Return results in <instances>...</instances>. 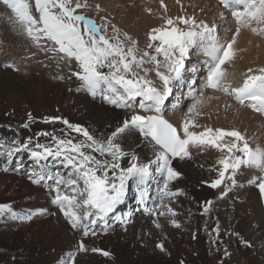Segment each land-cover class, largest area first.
Segmentation results:
<instances>
[{"label": "snow or ice", "instance_id": "obj_1", "mask_svg": "<svg viewBox=\"0 0 264 264\" xmlns=\"http://www.w3.org/2000/svg\"><path fill=\"white\" fill-rule=\"evenodd\" d=\"M0 4L12 14L10 19L14 18L16 31L27 36L41 51L58 57V66L59 62H67L69 67L73 62L76 64L77 70L72 75L80 81L78 92L86 91L117 108L131 110V115L106 139L98 138L88 128L61 117H45L46 122L60 120L78 136L70 138L43 132L39 135L49 137L50 142L41 143L29 138L26 142H11L0 151L5 171L18 154L27 153L34 165L29 180L35 185L43 184L54 193L52 203L72 229L80 231L83 237L95 236L93 226L99 222L107 232V218L125 202L129 182L135 185L143 203L148 198V182L157 176L162 179V186L154 198L159 202L157 208L162 206L169 216L175 217L177 213L165 201L183 192L173 191L170 187L181 175L172 162L176 158H190L191 146H210L221 153L217 160L220 167L213 169L217 178L205 182L212 189L223 185L220 199L239 186L237 174L242 169L255 170L257 174L248 183L254 184L264 197V146L257 144L253 147L246 135L237 129L202 127L195 119L202 114L205 100L211 99L205 97L203 89L231 96L239 105L264 115V66L248 68L239 86L229 80L226 69L239 51L235 45L242 30L264 37V0H219L235 23L230 41L221 40L215 23L210 25L191 15L166 17L163 25L150 30L147 44L150 51L142 53L138 42L127 33L124 40L120 39L115 25L111 26L115 35L109 37L106 35L107 24H97L94 19L78 12L88 6L86 0H0ZM96 7L99 9V5ZM220 17L226 19L225 13L221 12ZM192 49L206 57L207 75L199 91L193 88L195 81L188 75L195 73L196 67H185ZM145 64L152 67L145 68ZM149 72L155 73L159 86L149 78ZM56 78L64 79L63 76ZM184 86L188 87L193 103L177 126L165 118L166 101L173 96L174 90L179 91ZM178 107L179 98L172 109ZM32 121L29 113L28 123L23 127L27 128ZM201 127V131L193 130ZM132 131H138L152 146L153 159L141 162L134 151H125L118 143L122 135ZM226 138L230 139L226 141ZM125 158L127 165L122 166L121 161ZM17 163L23 167L19 160ZM56 164L68 171L54 172ZM47 181L53 183L47 184ZM212 203H205L204 214L210 211ZM145 212L157 215L155 209L146 208ZM45 214L46 209L18 212L10 204H0V218L6 220L31 222L34 216ZM165 214L164 211L158 213L160 216ZM114 219L122 224L128 222L120 215ZM170 222L176 228L181 226L176 219ZM154 223L157 228L162 227L158 221ZM213 231L219 236L218 223ZM156 247L166 252L163 242ZM88 251L110 256L108 251L95 247L89 249L81 240L77 249L68 253L61 264H76L77 254ZM225 255H228L226 250Z\"/></svg>", "mask_w": 264, "mask_h": 264}, {"label": "bare ground", "instance_id": "obj_2", "mask_svg": "<svg viewBox=\"0 0 264 264\" xmlns=\"http://www.w3.org/2000/svg\"><path fill=\"white\" fill-rule=\"evenodd\" d=\"M81 2H84V0H81ZM86 2L88 6L82 8L85 11L84 14L94 19L97 24H107V36L112 37L115 35L111 27L115 25L119 29L120 39L124 40V34L127 33L128 36L138 42V48L141 53L143 51H150L147 48V44L149 43L148 34L152 28L163 25L165 22L164 18L166 17L175 18L181 15H191L195 16L198 21L203 20L210 25L215 23L217 25L218 35L222 41H230L235 32V23L227 10L223 9L219 4V0H179V3H177V0H164L163 4L161 0H86ZM97 5H99V9H97ZM0 12L2 13L1 8ZM221 12L225 13L226 19H221ZM5 13L10 17L9 10ZM3 25L1 23L0 26ZM5 33L0 28L1 41L11 40L10 43L19 45V41L21 40L12 35L9 38L8 34L10 32L5 37ZM2 34L3 36L1 37ZM20 45L23 44L21 43ZM27 47L30 48V46ZM235 47L239 51L234 61L226 65V69L229 73V80L234 86H239L248 68L256 69L264 66V37L253 35L248 30H242L240 36L237 37ZM11 50L9 51L5 47L0 48V110L1 107H5L7 110L9 108H19L35 113L41 120H37L36 129L31 130L29 127H20L18 124L10 123L7 121V114L4 116L2 112L0 115L1 146L4 144L9 145L14 141L25 142L24 138H29L33 134L35 139L41 143L50 142L49 137L39 135L43 132L53 133L55 135H68L70 138H76L78 136L77 133L71 134L67 125L61 121L45 122V117H61L72 124H79L88 128L98 138L102 137L106 139L116 127L122 124L125 118L131 115V110L117 108L114 105L108 104L99 96L89 98L85 92H78L76 89L79 88L80 81L72 75V72L77 70L74 62L70 67L67 62H59L58 66V57H54L51 53H45L37 47L35 49L30 48L28 51H18L21 52V56H15L17 59H10L8 56L9 54L12 55ZM205 59L206 57L197 49H192L185 60L186 68L195 66L197 69L195 73H188L194 79L195 83L193 84V88L197 91L201 90L202 83L206 77L205 70H207V66L204 63ZM6 65H12L13 68L16 67L15 65L17 67L22 65L24 68L21 66V69L26 72L14 71L12 67H7ZM144 67L150 69L152 65L145 64ZM148 75L149 78L156 82L157 86L160 85V81L155 77L154 72H149ZM57 76H63L64 79H57ZM203 91L205 97H211V99L205 100L204 106L201 109L202 114L195 118L199 125L213 129H237L246 135L253 147L257 144L264 146L263 115L252 111L249 107L239 105L231 96L220 92H213L211 89H203ZM188 93V87L184 86L179 91L174 90L173 96L166 101L168 110L165 113V118L174 125L179 126L181 124L184 115L188 111V107L193 103L192 97ZM177 98H179V107L173 110L172 105L177 103ZM137 111L139 110L137 109ZM141 114L145 113L141 112ZM202 127L193 130L198 132L202 130ZM49 128L54 130L51 131ZM80 138L82 139V137ZM228 139L230 138H226V141ZM119 141L122 142L121 146L125 151H134L141 162L146 163L154 158L152 146L143 139L138 131H132L122 135ZM190 153V158H185V161L179 158L173 160V167L181 175L170 185L173 191H176L175 189L178 188H183L184 190L188 188L189 191L186 190L188 196L184 198L178 196V198L166 199L165 201L174 211L177 209L175 208L176 204L191 208L188 212L182 211L183 215L179 211L178 218L182 221V226L174 228L168 225L165 222L168 219L166 217H169L166 209L162 206L157 208L159 202L154 198L162 186V179L157 176L150 180L147 185V200L151 201L150 205L146 201L145 203H139V199H133L132 202H128V198L133 194H136L138 197L135 185L129 182L131 185L130 187L128 185L125 199L127 205L126 207L120 205L117 207L115 213L109 215L107 218L109 230L105 232L102 224L98 222L97 225L93 226L94 231L97 229L96 235H89L88 237H83L80 231L72 229L59 208L51 202L47 191L43 189L45 187H35L29 178H18L15 174L11 175V173H6L5 170H1L4 160L0 159V196L5 193V189L10 183L12 187H18L19 185V190L21 191V196L23 197L24 195V200H33L26 206L20 203L21 207H26L22 212L39 209L47 210V214L40 215V222L38 221L40 225L39 232L42 236L40 240H37L34 244L30 240L31 238L27 239L24 234L22 237L20 235L19 238L14 237L18 238V241L16 240V248L37 250L38 258H36V262L28 263L29 260L18 258V260L14 259L12 262L7 261L6 264H52L55 261L54 258H56V255H49L43 246L50 241H55L56 244L53 245L54 247L57 245V252L63 251L70 253L77 249L81 240H83L89 249L95 247L108 251L110 256L105 257L101 252H82L76 256V264L174 263L176 257L180 259L183 255L179 252L182 250L180 249L182 247L181 245L185 243L189 246L186 247L189 251H186L187 254H184L187 263L200 264L198 260L201 255H205L206 253L204 247L207 244L205 238H208V234L204 237L199 225L201 226L207 222L215 223L216 218L218 219L220 216H224L227 219V223H229V217L233 219H249L255 216L257 218L258 216L264 215V205L259 203L261 198L260 192H254L246 188H244L246 190L242 189L241 184L245 183L246 180L238 181L239 186L233 188L228 193V196L220 199L219 196L223 190V185L220 188L212 189L209 187V183L217 178V173L213 169L220 167L217 164V160L221 156V153L210 146H204L203 148L191 146ZM23 159L25 161L29 159L27 153L18 154L15 161L17 162L19 160L24 164L25 161ZM29 162L33 166V162L30 159ZM121 164L122 166H126L127 158L122 160ZM16 166L19 167L18 163H16ZM53 171L66 173L68 170L56 164L53 167ZM249 173L252 174V171ZM186 182H190V185H185ZM19 190L17 193L20 192ZM256 190L258 191V189ZM22 197L20 198L21 200L23 199ZM207 201L213 202L210 211L207 214L203 212L202 215H199L197 209L198 211L202 210L199 206H204ZM192 203H195L197 207L192 206ZM134 206L136 208L135 210ZM13 207L16 208L17 206L15 205ZM146 208L155 209L157 215L146 214ZM193 209L195 210L193 211ZM160 211H164L166 214L160 216L158 215ZM116 215H120L128 222L122 224L116 221L114 219ZM111 216L112 218H110ZM188 217L192 221L193 227L191 229L189 228V223L184 222V219ZM154 221H158L162 227L157 228ZM21 225L25 228V232L31 233L30 222H22ZM48 227H51L52 232ZM52 227H57L55 228L56 232H58L57 229L59 227L63 231L64 236H60V234L56 235ZM226 228L228 230L227 232H229V224H227ZM262 229H264V226ZM184 231L187 234H184ZM194 231L196 232L195 234H193ZM254 232H257L254 226L253 228L248 226V233L243 236L245 241L251 242L252 250L255 248L254 242H252L254 240ZM29 236L33 237V235ZM13 241H15L13 238L10 237L8 241L7 237L2 235V233L0 234V247L3 249H11L13 247ZM161 241L165 244L166 252H161L156 247V243H161ZM96 254L101 255L93 258L92 256ZM66 257L64 255V258ZM201 258L204 259L202 256ZM261 261L263 263L264 256ZM58 264H61V262L59 261Z\"/></svg>", "mask_w": 264, "mask_h": 264}, {"label": "rangeland", "instance_id": "obj_3", "mask_svg": "<svg viewBox=\"0 0 264 264\" xmlns=\"http://www.w3.org/2000/svg\"><path fill=\"white\" fill-rule=\"evenodd\" d=\"M0 8L2 9V13L0 12V16H2V17H0V25H1V23L4 24L3 26H0V28L3 29L6 32L5 33V37L10 32L8 34L9 38L12 35L13 37L18 38L19 40H21V41H19L20 42L19 45H17V44L10 43L11 40H3L2 39L3 41L0 40V48L1 47L2 48L5 47L9 51L12 49L11 50L12 55L9 54V56H8L10 59H12V58L13 59L14 58L17 59V57L21 56V52H18V51H22L23 52V50L24 51H28L30 48L31 49H35V46H33L32 42L29 40V38L27 36H26L27 37L26 38L25 35H22V34H20L19 32L16 31L14 18L10 19L12 14L10 13V17H8V15L5 13V12L8 11V9H6V7L3 4H0ZM81 10L82 9H78L77 11L82 13V14H84L85 11H83V10L81 11ZM5 16H6V18H5ZM14 33H15V35H14ZM2 36H3V34L1 35V37ZM7 42H9V43H7ZM21 43L23 45H20ZM27 46H30V48H28ZM13 49H14V51H13ZM33 53H34V51H33ZM15 56H17V57H15ZM15 66H16L15 68L12 67L14 71H21V73H25L26 72L25 70L21 69L23 67L22 65H21L22 67L21 66L17 67V65H15ZM205 73H206V70H205ZM83 92H85L89 98H94L90 94H88L86 91H83ZM14 109L15 108H12V109L9 108L8 109L9 112H8L7 108L1 107L0 115L2 114V112H3L2 115H4V116L7 114L6 115V117H8L7 121H9L12 124L14 123L15 125L18 124L20 127H22L25 123H28V115L27 114L31 113L32 117H33V121L29 123L28 127L31 128V130H35L36 129L35 126H36L37 122L41 120V118L39 116H36L35 113H33V112L24 111V110L19 109V108L15 109V110ZM10 120H12V121H10ZM56 128H57V130H59L58 127H56ZM49 129L51 131L54 130L52 128H49ZM69 132L71 134L75 133V132H71L70 130H69ZM29 138H32L33 141H36V139L34 137V134L32 136H30ZM29 138H24L25 142ZM263 142H264V139H263ZM118 143L121 144L122 142L119 141ZM4 145L8 146V144H4ZM4 145H2V146L0 145V151L3 150V148L5 147ZM185 160L186 159H184V161ZM4 163H5V161H3V167H1V170H3V171H4ZM16 163L17 162L15 161V158H14L13 164L9 166V169H8V171H6V173H11V175L15 174V175H17L18 178L27 179L29 174L31 173V170L34 167V165L31 166V163L29 162V159L25 161V163L23 164V167H17ZM243 170H246V171H243ZM251 171H252V174L249 173ZM256 174L257 173L255 172V170H248V169H242L237 174V180L238 181L246 180L245 183L241 184L242 185V189L246 188L247 190H253L254 192H259V189L254 184H249L248 183V181L250 179H252V177L254 175H256ZM52 183H53L52 181H47V184H52ZM130 185L131 184H129V187H130ZM185 185H190V182H186ZM33 186H35V187H45L43 189H45V191H47L48 196H50L51 202H52L54 194H51V192L48 191L49 189L46 186H44L43 184H41V185L33 184ZM132 186H133V184H132ZM9 188H11V189H9ZM19 189H20L19 185H18V187H12V184L10 183L6 187L5 193L0 196V204H10L11 203L10 205L12 207L15 206V205L17 206L16 208L13 207L15 211L22 212L26 207H21L20 205L21 204H23V206L29 205L28 203L32 202L33 200L32 199L24 200V198H23L24 195H23V197L21 196V191ZM246 189H244V190H246ZM256 189H258V191ZM18 190L20 191L19 193H17ZM175 190H182L183 194L179 195V196H181L183 198L188 196V193L186 192V190L189 191L188 188L185 189V190L183 188H178V189H175ZM186 193H187V195H186ZM10 196H11V198H10ZM21 197L23 198L22 200L20 199ZM175 198H178V196L175 197ZM133 199H139V198L136 196V194L135 195L133 194L132 196H130V198H128V202H132ZM175 200H177V199H175ZM145 201H146L147 204H149V205L151 204L150 200L146 199ZM145 201H144V203H145ZM15 203H17V204H15ZM139 203H141L140 200H139ZM259 203L264 205V197L261 196V198L259 200ZM126 205H127L126 202L121 204L122 207H126ZM191 205L194 206V207H197V205L195 203H192ZM135 206H136V204H135ZM135 206H134V210L136 209ZM199 207L202 210L198 211V209H197V213H199V215H202L203 212H204L203 211L204 206H199ZM175 208H177L175 210L177 215L175 217H173V218L171 216H169L170 218L166 217L168 219H166L167 221H165V222L168 225H171L172 227H174L171 224L170 221H171V219H176L178 221V223L182 226L183 225L182 221H180L179 218H178L179 211L183 215V212H188L189 209H191V208H189L188 206H178L177 204L175 205ZM250 209H251V207H250ZM194 210L195 209H193V211ZM32 211H36V210H32ZM223 212H225V211H223ZM39 218H40V215H36V216H34L32 221L30 222L31 223V229H32L31 233L25 232V228L22 227V225H21L22 222H20V221H15L14 222V221H11V220H6L4 218H0V234L2 233V235L7 237L8 241L10 240V237L13 238V240H15L12 243L13 247L11 249H3L2 247H0V264H6L7 261L12 262V260H14V259L18 260V258H23V259L25 258V260H27V261L29 260L28 263L36 262V258H38V255H37V252H36L37 250H35V249L34 250L33 249L28 250V249L16 248V245H17L16 240L18 241V238L20 237V235L22 237L23 234L25 235V237L27 239L31 238L30 240H32V242L34 244L37 242V240H40L42 238V236H41V234L39 232V230H40V225L38 223V221L40 222ZM110 218H112V216ZM220 218L219 217H218V219L216 218L215 223H209V222L203 223L201 225L202 227L199 225V228H201V231L203 232L202 234H204V237L208 234L207 237L209 238V240H208V238H205L207 240V244L204 247V250L206 251V253H205V255H201L204 259H202L201 256L199 257L200 258L198 260L199 263L200 264H264V261H263V263L261 261V259H263V256H264V250H263L264 249V229H262L263 226H264V215L258 216L257 218L255 216H253L252 218H249V219H242V218L233 219V218L229 217V223H227V219L224 216H220ZM222 221H223L224 224L222 223ZM184 222L185 223H189V228L190 229L193 227L192 221H191V219L189 217L184 219ZM35 223H37V224H35ZM217 223L219 224V227H220L219 236H217V234L213 231V229L216 228ZM212 224H214V225H212ZM227 224H229V232H227L228 231L227 228H226ZM195 225H196V223H195ZM116 226H118V225L116 224ZM248 226H251L252 228L254 226V228L257 230L256 233L255 232L253 233L254 240L252 242H254V245H255V248L253 250L251 249V242L245 241L243 239V236L248 233ZM243 227H246V228H243ZM50 228L51 227H48V229L51 231ZM52 228H53L54 232H56L55 228H57V227H52ZM174 228H176V227H174ZM203 229H205V230H203ZM57 230H58V232H56V235L60 234V236L61 235L64 236V233H62L63 231L60 230L59 227H58ZM260 230H261V232H259ZM95 232H97V229L95 230ZM209 232H210L211 235L209 234ZM195 233L196 232L194 231L193 234H195ZM184 234H187L186 231H184ZM29 235H33V237H31ZM14 237H18V238H14ZM192 239H191V241H192ZM209 241H211V242H209ZM14 243H15V245H14ZM47 244H49V245L47 246ZM47 244L45 246H43V247L48 252V254L52 255V256L56 255V258H54L55 261L52 264H58L59 261L61 262V260L64 259V255L65 256L68 255V252H63V251H60V252L58 251L57 252V250H58L57 245H55L57 248L54 247V245H53V244H56L55 241H50ZM157 244L158 243H156V245ZM181 246L183 248L182 247L180 248L182 250H180L179 253L181 255L182 254L183 255L180 257V259L179 258L177 259V257H176V260L174 261V263L167 262L168 264H180L181 261H184V264H188L187 260L185 259V255H184V254H187L186 251H189L188 248H186L188 246V244L185 243V244H182ZM225 250L227 251L228 255H225ZM258 250H260V251H258ZM169 253H171V252H169ZM99 255H101V254H96V255H93L92 257L94 258V257L99 256ZM19 260H21V259H19Z\"/></svg>", "mask_w": 264, "mask_h": 264}]
</instances>
